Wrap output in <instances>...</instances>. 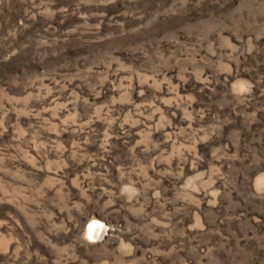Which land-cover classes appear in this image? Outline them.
<instances>
[{"label":"rangeland","instance_id":"rangeland-1","mask_svg":"<svg viewBox=\"0 0 264 264\" xmlns=\"http://www.w3.org/2000/svg\"><path fill=\"white\" fill-rule=\"evenodd\" d=\"M0 264H264V0H0Z\"/></svg>","mask_w":264,"mask_h":264},{"label":"bare ground","instance_id":"bare-ground-1","mask_svg":"<svg viewBox=\"0 0 264 264\" xmlns=\"http://www.w3.org/2000/svg\"><path fill=\"white\" fill-rule=\"evenodd\" d=\"M99 230H101V227H100V225L99 224H91L90 226H89V228H88V233L89 234H92V233H94V232H96V231H99ZM100 234V233H99ZM94 235V234H93Z\"/></svg>","mask_w":264,"mask_h":264}]
</instances>
